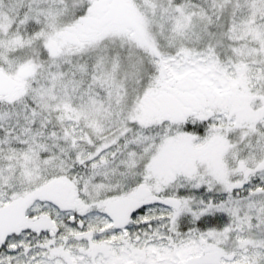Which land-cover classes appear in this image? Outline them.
<instances>
[{
	"label": "snow or ice",
	"instance_id": "1",
	"mask_svg": "<svg viewBox=\"0 0 264 264\" xmlns=\"http://www.w3.org/2000/svg\"><path fill=\"white\" fill-rule=\"evenodd\" d=\"M0 264H264V0H0Z\"/></svg>",
	"mask_w": 264,
	"mask_h": 264
}]
</instances>
